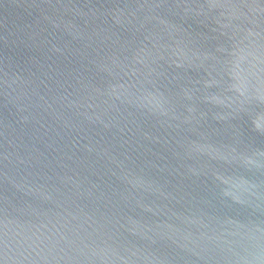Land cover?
I'll return each instance as SVG.
<instances>
[{
  "label": "water",
  "instance_id": "obj_1",
  "mask_svg": "<svg viewBox=\"0 0 264 264\" xmlns=\"http://www.w3.org/2000/svg\"><path fill=\"white\" fill-rule=\"evenodd\" d=\"M158 2L0 0V229L6 220L59 229L39 264H100L90 246L128 217L208 234L226 227L209 215L264 223V207L230 211L216 200L204 171L208 157L196 148L205 143L196 118L212 106L198 102L190 114L176 97L174 118L160 117L107 95L142 79L131 71L146 70L136 61L159 30L148 20ZM222 2L264 26V0ZM167 4L157 10L162 17L178 0ZM187 76L200 79L194 71ZM210 123L220 129L214 144L253 161L234 162L230 171L248 181L243 195L264 203V133L247 115L235 128Z\"/></svg>",
  "mask_w": 264,
  "mask_h": 264
},
{
  "label": "clouds",
  "instance_id": "obj_2",
  "mask_svg": "<svg viewBox=\"0 0 264 264\" xmlns=\"http://www.w3.org/2000/svg\"><path fill=\"white\" fill-rule=\"evenodd\" d=\"M167 6V0H159L148 18L159 30L149 36L151 48L146 46L137 57L146 70L131 71L132 76L140 72L142 79L113 86L107 95L160 117L174 118L176 97L190 114L199 111L198 102L212 106L192 118L197 119L205 141L196 148L208 157L204 171L217 189L216 200L230 211L264 207L243 195L248 181L229 167L253 161L238 154L235 147L214 144L212 137L220 129L210 123L235 128L233 122L247 115L254 129L264 133V26L238 5L222 0H178L176 10L162 17L157 10ZM193 24L207 31H197ZM190 71L199 73L200 79L188 78ZM217 218L226 227L212 234L131 217L124 223L117 220L90 246L91 255L100 264H178V260L212 264L215 255L219 256L215 264H264V223L245 221L238 215H209V219ZM58 232L43 222L22 228L6 220L0 229V264H39L38 258ZM170 249L179 252L173 256Z\"/></svg>",
  "mask_w": 264,
  "mask_h": 264
}]
</instances>
